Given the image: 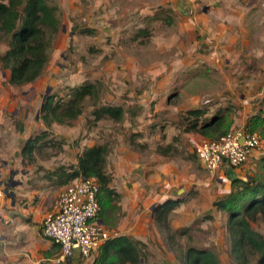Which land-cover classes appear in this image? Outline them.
Here are the masks:
<instances>
[{"label": "rangeland", "instance_id": "374dc122", "mask_svg": "<svg viewBox=\"0 0 264 264\" xmlns=\"http://www.w3.org/2000/svg\"><path fill=\"white\" fill-rule=\"evenodd\" d=\"M49 1L60 24L43 73L13 85L0 62V154L23 156L46 181L98 144L108 149L107 172L119 157L144 166L170 162L181 172L180 191L165 221L155 220L143 239L150 263L181 264L187 249L200 247L221 264H259L249 244L235 250L228 214L215 204L231 182L223 168L209 173L198 159L199 133L188 130L194 118L187 111L227 112L237 116L236 129L253 111L264 118V0ZM7 49L0 40V55ZM95 81L99 92L77 118L45 123L43 103H64L72 87ZM108 104L121 106L123 116L97 117ZM255 133L263 157L238 167L264 179V124ZM30 138H38L32 155H21ZM251 225L264 237V214Z\"/></svg>", "mask_w": 264, "mask_h": 264}, {"label": "trees", "instance_id": "16d2710c", "mask_svg": "<svg viewBox=\"0 0 264 264\" xmlns=\"http://www.w3.org/2000/svg\"><path fill=\"white\" fill-rule=\"evenodd\" d=\"M57 9L58 6L50 4L49 0H0V40L8 46L0 55V62L3 68L10 70L11 84L33 82L43 73L50 59L53 39L59 31ZM98 85L99 82L95 81L72 87L69 98L64 103L56 101L54 104L53 98L49 99L42 109L45 123H66L77 118L83 112L85 100L99 92ZM98 108L96 112L99 118L107 114L119 119L124 112L121 106L109 104ZM204 112L202 108L187 111L194 118L190 119L189 131H196L208 138L213 137V133L223 135L229 132L233 119L227 112L215 115L210 121L200 122L198 118ZM263 124L261 113L256 114L246 130L255 133ZM37 139L30 138L26 142L23 148L25 154L33 152ZM107 154L106 145L87 147L79 154L75 165H70V169L61 166L52 175L61 183H67L76 177L97 179L102 212L106 203L114 196L117 197L114 189L109 186L112 175L106 171ZM231 184L232 190L215 204L228 214L235 250L239 252L244 244H249L258 253L259 264H264V237L251 225L260 214H264V179L256 175L247 180L232 178ZM175 203L176 201L168 200L159 206L156 212L158 223L165 221L166 213ZM145 248L146 244L142 240L127 235L114 236L101 246L93 264H167L150 263ZM182 259L181 264H221L213 250L200 247H190L182 255Z\"/></svg>", "mask_w": 264, "mask_h": 264}, {"label": "crops", "instance_id": "0c3cea01", "mask_svg": "<svg viewBox=\"0 0 264 264\" xmlns=\"http://www.w3.org/2000/svg\"><path fill=\"white\" fill-rule=\"evenodd\" d=\"M203 110L205 119L201 122L214 118L215 113L210 114L208 110ZM261 112L264 114V111ZM253 114L257 113L253 111ZM252 116L244 119L242 127L239 126L238 129L236 128L239 121L237 116H234L230 129H246ZM197 138L200 142L205 136L199 133ZM23 148L21 155L25 154ZM31 155L25 154L29 157ZM261 155L257 148L250 157L257 158ZM22 157L6 158L0 154V188L3 192L0 213V264H93L106 241L89 257H83L75 250L66 261L56 262L60 255V246L43 236L42 225L45 217L52 212L58 194L71 180L61 183L57 179H39L32 173L31 167L23 164L25 159ZM111 163L113 169L109 173L112 175V181L109 186L114 189L117 197L113 195L114 197L106 203L97 222L110 233V238L127 235L143 241L148 233L152 232V225L155 226L159 206L168 200L177 203L176 193L180 191L177 187L181 182V172L179 169L177 172L175 168L172 169L171 163L167 161L144 166L136 160L119 157L112 159ZM220 173L226 177L227 182H231L232 178L247 180L251 177L250 172L247 174L241 167L233 168L229 165H225Z\"/></svg>", "mask_w": 264, "mask_h": 264}, {"label": "built area", "instance_id": "2783aa9c", "mask_svg": "<svg viewBox=\"0 0 264 264\" xmlns=\"http://www.w3.org/2000/svg\"><path fill=\"white\" fill-rule=\"evenodd\" d=\"M261 144L257 133L246 129L229 131L218 138H203L195 147L198 159L209 173L225 165L238 167L245 163ZM100 185L95 178L76 177L58 194L53 210L42 225V234L60 246L56 262L70 258L75 250L91 256L110 233L97 222L100 212ZM3 192L0 188V213Z\"/></svg>", "mask_w": 264, "mask_h": 264}, {"label": "water", "instance_id": "95a60500", "mask_svg": "<svg viewBox=\"0 0 264 264\" xmlns=\"http://www.w3.org/2000/svg\"><path fill=\"white\" fill-rule=\"evenodd\" d=\"M44 105H45V103H43V105H42V109H43Z\"/></svg>", "mask_w": 264, "mask_h": 264}]
</instances>
